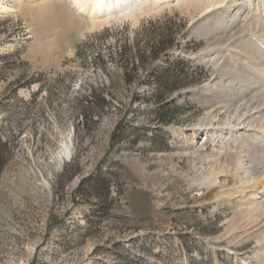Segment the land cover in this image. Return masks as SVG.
I'll use <instances>...</instances> for the list:
<instances>
[{
  "label": "rangeland",
  "instance_id": "obj_1",
  "mask_svg": "<svg viewBox=\"0 0 264 264\" xmlns=\"http://www.w3.org/2000/svg\"><path fill=\"white\" fill-rule=\"evenodd\" d=\"M213 1L93 28L65 2L0 0V264H264V206L195 187L173 156L203 139L191 129L209 111L264 91L245 61L264 64L262 18ZM175 78L192 85L170 94ZM230 79L256 88L218 91ZM250 138L244 152L260 157Z\"/></svg>",
  "mask_w": 264,
  "mask_h": 264
},
{
  "label": "bare ground",
  "instance_id": "obj_2",
  "mask_svg": "<svg viewBox=\"0 0 264 264\" xmlns=\"http://www.w3.org/2000/svg\"><path fill=\"white\" fill-rule=\"evenodd\" d=\"M55 1L67 3L71 9H73L79 16H81L83 20H88V23L90 22V27L94 28L96 26H100L101 23L109 21L115 17L120 18V16H134L138 11L153 4L160 3V5H163L166 4V2H169L170 4V2L172 3L178 0H165L164 2H162L163 0H20V2L24 4V6H31L33 8H37L39 6L45 7L47 5H51ZM226 1H228V5L220 6ZM213 4L219 5L220 7L218 9L226 7L228 11L227 13H229L231 10H248V12L253 11L256 16H260V18H262L264 22V0H215L213 1ZM7 9V7L0 3V12H4ZM251 14L253 13L251 12ZM258 39V43H260V46L264 47V35H262L261 38ZM232 49L234 50V48ZM254 49L255 47L252 49L253 53L256 50ZM256 51L258 54L260 53L258 52V50ZM243 55H245V53ZM260 55H262V53ZM239 56L238 59L240 60L239 63L241 64V61L243 60H241L242 58H239ZM252 57L257 61L258 55L256 58L254 56ZM252 59L250 61H252ZM247 60H245L246 63L248 62L247 64L251 65L250 67L254 69L253 71H251L253 72L252 75L256 77L257 75H259L258 78H260V75L264 74V64L262 63V60H260L259 58V61L263 64V66H260V62V64H257L258 61L257 63H253L252 61L249 64V60ZM245 67L247 66L245 65ZM233 68L235 67L233 66ZM232 80L230 79V81ZM245 81L247 80H244V82ZM236 84L233 83V81L229 84L227 82L225 86L220 85L218 87V91L222 92L234 90L235 92V89L238 88L237 91L243 90V92L240 91V93H242L243 95L242 98H245L243 94L244 91H246V93L252 94V92L256 88L252 83H247L246 85H239L241 83H238V85ZM261 92L259 93L261 94ZM262 93H264V91ZM253 94H255V92ZM260 94L255 96H260ZM255 96L253 95L252 97L251 95L252 99H250V104H247L248 101L246 102V100L248 99H244L246 104L245 102L240 104V106L238 107L239 111H236L232 115H226L225 111L219 110L220 108H217V110L214 109L215 111H209L214 112V115L204 122H199L196 126L193 127V129H191L192 137L196 139L203 135V139L197 142V145L187 144L182 146L180 150L175 155H173L176 157L187 158L188 161H190L189 163L194 166V170L201 177L194 182L195 187H198L200 189L206 188L211 191L218 190V192L221 194V196H219V200H222L224 196L231 198L234 196L239 197L242 203L247 205V208H250V210L247 209L248 211H251V209L254 208H262V206H264V104H262L264 100L261 103L262 105H255L256 107H254V105H252L253 101L259 100V98L257 97L258 99H256ZM227 104L229 105V103ZM251 105L253 108L251 107L249 109ZM250 136L254 137L255 142L257 143V145L255 144V146H252L256 149L255 151H258L260 157H257L255 153L249 155L248 151L247 153H245V150H243V147L248 145L246 144L247 141L250 142V140L252 139L250 138ZM68 156L70 157V152ZM231 157H235V159L233 160ZM261 159H263V161ZM62 161L61 165L63 164Z\"/></svg>",
  "mask_w": 264,
  "mask_h": 264
},
{
  "label": "trees",
  "instance_id": "obj_3",
  "mask_svg": "<svg viewBox=\"0 0 264 264\" xmlns=\"http://www.w3.org/2000/svg\"><path fill=\"white\" fill-rule=\"evenodd\" d=\"M168 41H170V40H161V41H159L160 42V45H161V47H162V49H163V52H167L168 50H169V48L168 49H165V46L166 45H169L168 44ZM172 44V43H171ZM161 49V50H162ZM177 78H175V80L172 82V84H171V87L172 88H170V94L171 93H173L174 92V90H176V91H178L179 89H181V88H184V87H190V85H192V83L191 82H188V83H185V84H183L182 86H175L176 85V83H177ZM163 73L160 75V76H158L157 77V83H158V85H160V87H162V84H163ZM169 96V95H168ZM168 96H164V95H160L158 98H157V103H158V107H159V110H162V108L165 106V103H166V100H167V98H168ZM6 147V145L5 144H3L1 141H0V149H4Z\"/></svg>",
  "mask_w": 264,
  "mask_h": 264
}]
</instances>
